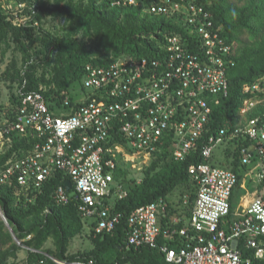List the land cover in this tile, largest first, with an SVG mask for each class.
Wrapping results in <instances>:
<instances>
[{
  "label": "built area",
  "instance_id": "obj_1",
  "mask_svg": "<svg viewBox=\"0 0 264 264\" xmlns=\"http://www.w3.org/2000/svg\"><path fill=\"white\" fill-rule=\"evenodd\" d=\"M121 3L143 5L142 0L114 2ZM26 5L17 9L22 13L18 22L11 14L9 19L15 25L30 21L39 26L25 13ZM146 10L173 18L185 33L166 34L160 58L126 55L108 65L87 64V92L78 107L66 96L60 107L51 109L42 87L28 89L32 60L22 66L17 109L11 120L4 113V122L0 113V123H9L11 130L35 143L30 153L0 168V185L20 187L31 201L35 191L62 171L70 176L72 188H56L57 204L74 195L83 219L90 226L95 222L93 234L102 235L123 218L115 201L128 194V187L116 178L118 165L141 170L170 140L176 160L201 150L203 160L189 168L197 186L193 207L188 213L183 208L189 202L185 195L179 204L161 198L136 208L128 217V244L157 248L169 264H264V117H248L259 99H245L236 121L204 134L214 114L212 102L219 104L229 94L234 42L216 24L213 11L197 0H153ZM260 91L264 86L259 81L244 88L245 94ZM229 145H238L241 182L239 172L213 161ZM254 176L258 185L250 191L246 181ZM239 184L247 191L234 214ZM52 258L59 264H86Z\"/></svg>",
  "mask_w": 264,
  "mask_h": 264
},
{
  "label": "trees",
  "instance_id": "obj_2",
  "mask_svg": "<svg viewBox=\"0 0 264 264\" xmlns=\"http://www.w3.org/2000/svg\"><path fill=\"white\" fill-rule=\"evenodd\" d=\"M115 1L24 0L25 13L32 14L39 26L30 21L15 25L0 10L2 57L15 44V51L22 54V64L32 60L27 71L28 89L42 87L51 109L60 107L66 96L78 107L80 97L87 92L83 83L87 64L108 65L126 55L160 58L165 35L172 31L185 33L184 27L173 18L146 10L153 0H142L143 5L114 4ZM197 1L213 11L216 24L223 25V34L234 42L235 64L228 70L229 94L222 97L219 104L212 102L214 114L209 131L204 133L207 137L226 121H236L247 98L260 102L248 117H264V91L256 95L244 92L246 85L257 81L264 86V0ZM47 17L64 19L67 25L62 30H51L44 25ZM22 64L14 57L1 76L11 91V106L0 108V113L4 111L10 120L19 103L14 88L22 81ZM0 129L6 138L4 146L0 145L1 168L9 160L30 153L35 140L11 130L9 123L0 124ZM118 140L124 142L120 136ZM170 143L167 141L156 151L141 170H132L130 164L118 165L116 178L128 187V194L115 201V211L123 213V218L115 230L97 236L92 232L95 222L91 223L92 247L83 251L70 252L73 240L84 231L86 223L79 212L77 198L73 195L66 204H57L54 198L56 188L70 179L68 174L56 172L41 190L35 191L31 201L21 193L20 187L0 185L3 212V216L0 215V264H19L22 249L27 252L23 264H59L52 257L86 264L91 260L93 264H169L165 254L157 248L129 245L127 234L128 217L136 208L161 198L173 205L170 195L179 187L182 189L180 202L185 195L189 197L183 208L188 213L193 207L197 186L189 168L203 160L201 150L176 160ZM225 155L219 158L216 154L213 161L239 172L241 182L238 145H229ZM6 221L23 245L17 242ZM250 264L261 262L253 260Z\"/></svg>",
  "mask_w": 264,
  "mask_h": 264
},
{
  "label": "rangeland",
  "instance_id": "obj_3",
  "mask_svg": "<svg viewBox=\"0 0 264 264\" xmlns=\"http://www.w3.org/2000/svg\"><path fill=\"white\" fill-rule=\"evenodd\" d=\"M20 4H25L24 0H0V10H3L5 12V14L9 16L11 14V18L15 17L14 21L18 22L21 18L22 13L20 11H18L17 9L20 8L22 9V7L20 6ZM19 18V19H18ZM17 19V20H16ZM44 25L46 26V28H49L51 30H62V28L67 25L66 20L61 19V18H54V17H47L44 20ZM15 44L12 45V48L8 51V53L6 54V56L3 58L2 54L0 52V64H1V68H0V108H9L11 106V91L8 88L7 84L2 81L1 76L3 77V72L5 71V68L12 62L14 57H17V59L19 60L20 64H22V54L20 52H16L15 51ZM27 62V61H26ZM26 62H23V64L21 65L24 66L26 64ZM16 88L15 92L17 90V86L18 83L15 85ZM80 91V90H78ZM260 103V102H259ZM6 110V109H4ZM4 111L1 112V121L4 122ZM1 124V123H0ZM6 143V138L3 134V131L0 130V145L4 146V144ZM222 147V148H226ZM219 151V150H218ZM218 157L219 158H224L225 153L224 150L222 149L221 151L217 152ZM246 188L249 189L250 191H254L256 186L258 185V178H256L255 176L253 177V179H247L246 181ZM247 189L243 190V188L241 187H237L234 193V197H233V209H234V214L237 213V210L241 209V203H242V195L244 193V191L246 192ZM182 196V189L181 187L177 188V190L170 195V199L173 203L175 204H179L180 203V198ZM90 225L86 222L85 223V228L84 231L79 234L78 236L75 237V239L73 240L72 246L70 248V252L74 253V252H78V251H83L84 249L88 248V247H92V241L90 238ZM19 244L23 245L21 243V241H17ZM51 246H53V244H50ZM27 257V252L25 250H20L19 251V258H18V262L19 264H23L24 260H26Z\"/></svg>",
  "mask_w": 264,
  "mask_h": 264
},
{
  "label": "water",
  "instance_id": "obj_4",
  "mask_svg": "<svg viewBox=\"0 0 264 264\" xmlns=\"http://www.w3.org/2000/svg\"><path fill=\"white\" fill-rule=\"evenodd\" d=\"M65 185L67 186V189H68V190H71V188H72V182H71L70 180H68V181L65 183ZM0 215L3 216V212H2V208H1V206H0ZM6 224H7V226L12 230V227L10 226V224L8 223V221L6 222ZM12 232H13V230H12ZM13 234H14V232H13ZM14 236H15V234H14ZM15 238H16L17 241H19V240L17 239L16 236H15Z\"/></svg>",
  "mask_w": 264,
  "mask_h": 264
}]
</instances>
